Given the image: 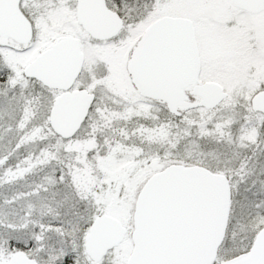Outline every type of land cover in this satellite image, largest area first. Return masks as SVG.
I'll return each instance as SVG.
<instances>
[{"label": "snow or ice", "instance_id": "snow-or-ice-1", "mask_svg": "<svg viewBox=\"0 0 264 264\" xmlns=\"http://www.w3.org/2000/svg\"><path fill=\"white\" fill-rule=\"evenodd\" d=\"M0 264H264V0H0Z\"/></svg>", "mask_w": 264, "mask_h": 264}]
</instances>
